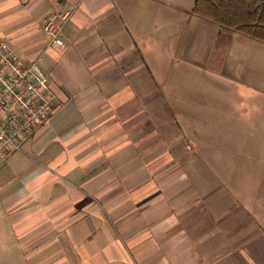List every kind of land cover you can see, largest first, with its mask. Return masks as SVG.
<instances>
[{
    "label": "crops",
    "instance_id": "0c3cea01",
    "mask_svg": "<svg viewBox=\"0 0 264 264\" xmlns=\"http://www.w3.org/2000/svg\"><path fill=\"white\" fill-rule=\"evenodd\" d=\"M194 1L0 0V37L54 96L0 163L21 264H264V43Z\"/></svg>",
    "mask_w": 264,
    "mask_h": 264
},
{
    "label": "built area",
    "instance_id": "2783aa9c",
    "mask_svg": "<svg viewBox=\"0 0 264 264\" xmlns=\"http://www.w3.org/2000/svg\"><path fill=\"white\" fill-rule=\"evenodd\" d=\"M68 18L69 13H52L43 22L50 47L64 46L61 34ZM53 108L48 78L37 61L25 62L0 37V163L49 122Z\"/></svg>",
    "mask_w": 264,
    "mask_h": 264
},
{
    "label": "trees",
    "instance_id": "16d2710c",
    "mask_svg": "<svg viewBox=\"0 0 264 264\" xmlns=\"http://www.w3.org/2000/svg\"><path fill=\"white\" fill-rule=\"evenodd\" d=\"M192 13L264 43V0H195Z\"/></svg>",
    "mask_w": 264,
    "mask_h": 264
},
{
    "label": "rangeland",
    "instance_id": "374dc122",
    "mask_svg": "<svg viewBox=\"0 0 264 264\" xmlns=\"http://www.w3.org/2000/svg\"><path fill=\"white\" fill-rule=\"evenodd\" d=\"M199 77H203L208 81L207 85H209V86L205 87L204 89L206 92H210L211 100L213 99V102H212V104H210V106H212V107L217 106L215 104L216 100H217V103H219L218 100H220V98H221L219 96L223 95L222 92H220V91H224L223 90L224 88H222L221 86H218V82L221 80V78L217 74H214L211 71L208 75H207V73H205L204 76H200V74H199L197 76L196 80L199 79ZM197 90H200V89L197 87ZM225 95H226V93H225ZM233 96L238 101L243 100L242 98H240V96H236L235 92L233 93ZM216 97H218V98H216ZM244 100H246V99H244ZM238 103H241V102H238ZM224 105L226 106L227 103H224ZM224 105H223V107H224ZM217 111H220V110H217ZM2 224L3 223L0 222V264H21V262H20V257H21L20 255L21 254L17 250V247H15V242H13V238L11 237V233L9 231H6V229L3 228Z\"/></svg>",
    "mask_w": 264,
    "mask_h": 264
}]
</instances>
